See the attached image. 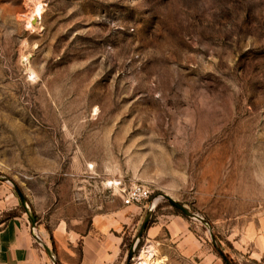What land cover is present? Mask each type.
I'll return each mask as SVG.
<instances>
[{"label":"rangeland","instance_id":"obj_1","mask_svg":"<svg viewBox=\"0 0 264 264\" xmlns=\"http://www.w3.org/2000/svg\"><path fill=\"white\" fill-rule=\"evenodd\" d=\"M0 177V220L16 186L38 223L79 232L148 186L120 264L151 201L162 230L129 264H223L161 194L264 264V0H0Z\"/></svg>","mask_w":264,"mask_h":264},{"label":"crops","instance_id":"obj_2","mask_svg":"<svg viewBox=\"0 0 264 264\" xmlns=\"http://www.w3.org/2000/svg\"><path fill=\"white\" fill-rule=\"evenodd\" d=\"M141 213L140 206L119 203L94 215L82 232L65 221L48 227L37 223L36 230L47 245L53 243L57 264H120L124 237L135 232ZM161 230L149 226L146 241L156 239ZM0 264H52L31 236L25 213L0 223Z\"/></svg>","mask_w":264,"mask_h":264},{"label":"water","instance_id":"obj_3","mask_svg":"<svg viewBox=\"0 0 264 264\" xmlns=\"http://www.w3.org/2000/svg\"><path fill=\"white\" fill-rule=\"evenodd\" d=\"M0 179L5 180L3 177H0ZM14 189H15V191H16L19 199H20V203H21V205L25 211V214L27 215V217L30 221L31 236L33 237L34 241L44 250V252L48 256V258L50 259L51 263L57 264L55 253L52 251L51 247L49 245H47L37 233V230H36L37 229V220H36L35 214L30 210L24 195L19 191V189L16 186H14ZM161 197L164 200H166L172 207L176 208L182 214H184L187 218L195 219V220L199 221L203 226H205L207 228L211 244L220 253L225 264H233L230 260H228L226 258V256L219 249V246L217 245V242L215 240V236L212 232V228L209 226L208 222L203 217H201L198 214H196L195 212L189 210L182 203L176 201L175 199H173L168 194H161ZM155 207H156V203L154 201H151V203L148 205V207L144 213V216H143L142 222L140 224L139 230L131 242V246L129 248L128 255H127V261L125 264H129V261L132 259L134 251H135V247L138 244V242L140 241V239L143 237V234H144V232L147 228V225H148V223L152 217V214L155 210Z\"/></svg>","mask_w":264,"mask_h":264},{"label":"built area","instance_id":"obj_4","mask_svg":"<svg viewBox=\"0 0 264 264\" xmlns=\"http://www.w3.org/2000/svg\"><path fill=\"white\" fill-rule=\"evenodd\" d=\"M151 190L141 183H132L126 188H122L120 197L124 205L139 206L143 201L149 199ZM145 207V206H144Z\"/></svg>","mask_w":264,"mask_h":264},{"label":"trees","instance_id":"obj_5","mask_svg":"<svg viewBox=\"0 0 264 264\" xmlns=\"http://www.w3.org/2000/svg\"><path fill=\"white\" fill-rule=\"evenodd\" d=\"M165 203H166V202H165ZM167 204L170 205L169 203H167ZM170 206H171V205H170ZM159 207H160V204L157 205V206L155 207V212L158 210ZM171 207H172V206H171ZM19 208H20V210H21L20 212L24 213V212H23V207H22L21 204L19 205ZM172 209H173V211H174V213H175L176 215H179V216H181L182 218H184V219H186V220H189V218H187L184 214H182V213H181L179 210H177L176 208L172 207ZM18 212H19V211H18ZM16 215H17V212H16V211H15V212H7L4 221H6V220H8L9 218H12V217H14V216H16ZM35 216H36V215H35ZM154 217H155V213L152 215V217H151V219H150V221H149V223H148V225H147L146 230L149 228V226H151ZM36 220H37V223H38V217H37V216H36ZM4 221L1 219V220H0V223H1V222H4ZM146 230H145V232H144V234H143V237L145 236ZM143 237H142V238H143ZM142 238H141L140 241L138 242V245H140ZM51 243H52V241H51ZM51 249H52V251L55 253V247H54L53 243L51 244ZM216 251H217V250H216ZM220 257H221V255H220ZM226 257H227V258L233 263V261H232L228 256H226ZM222 260H223V259H222ZM223 264H225L224 260H223ZM233 264H234V263H233Z\"/></svg>","mask_w":264,"mask_h":264},{"label":"bare ground","instance_id":"obj_6","mask_svg":"<svg viewBox=\"0 0 264 264\" xmlns=\"http://www.w3.org/2000/svg\"><path fill=\"white\" fill-rule=\"evenodd\" d=\"M41 12H42V6H41L40 2H35L34 3V14H36L37 16L40 17ZM152 252L153 251L151 250L147 254H144V253L140 254V256L138 258V260H139L138 264H155V259L153 258V253Z\"/></svg>","mask_w":264,"mask_h":264}]
</instances>
